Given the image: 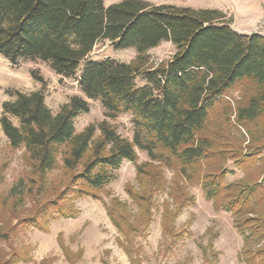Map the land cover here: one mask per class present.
Segmentation results:
<instances>
[{"label":"trees","instance_id":"16d2710c","mask_svg":"<svg viewBox=\"0 0 264 264\" xmlns=\"http://www.w3.org/2000/svg\"><path fill=\"white\" fill-rule=\"evenodd\" d=\"M105 2L0 0V56L12 63H47L56 75L74 79L83 95L72 96L55 114L45 104L42 91H15L13 100L2 103L1 130L11 148L23 149L31 184L44 186L48 175L61 171L52 186L54 198L36 201L32 214L19 224L47 233L51 221L78 215L75 201H103L102 194L114 178L112 172L125 161L136 163L138 150L149 159L136 168L141 188L125 186L138 215L132 216L126 203L117 198L105 204L107 217L122 237L118 244L127 255L131 254L126 246L129 240L149 226L152 193L166 188L161 165L176 167L177 173L169 186L178 207L171 211L165 205L161 216L164 234L177 237L172 224L185 206L180 182L196 179L215 209L234 218L233 225L244 242L239 259L244 264H264V177L253 184L236 183L231 191L222 184V173L203 170L221 157L222 150H213L208 136L216 107H224L222 115L233 114L243 127L264 116V36L234 31L219 10L154 5L144 0ZM101 41L109 42L114 50L132 48L136 56L128 63L87 60ZM162 42H169L175 53L167 61L149 63L147 53ZM138 79L143 85H137ZM240 86L241 99L233 105L227 99ZM88 100L99 101L106 118L130 114L133 140L122 138L105 121L77 133L74 121L89 111ZM259 150L264 151V144ZM252 156L230 159L246 166ZM42 186L36 198L43 196ZM23 192L30 196L32 188ZM13 228L0 226V245L10 241ZM57 242L68 264L81 259L82 250H69L62 234L57 235ZM20 260L18 254L7 259L0 255V264Z\"/></svg>","mask_w":264,"mask_h":264},{"label":"rangeland","instance_id":"374dc122","mask_svg":"<svg viewBox=\"0 0 264 264\" xmlns=\"http://www.w3.org/2000/svg\"><path fill=\"white\" fill-rule=\"evenodd\" d=\"M122 0H106L110 5ZM150 4H170L193 9L219 10L225 15L230 27L245 35L259 34L264 36V0H144ZM175 53V48L169 42H162L148 53L149 63H160L169 60ZM136 56L134 49L114 50L107 41L98 42L87 60H114L128 63ZM41 79L42 82L37 80ZM137 85H143L138 79ZM242 86L233 90L227 99L231 104L241 99ZM31 93L42 91L45 104L52 113L67 103L72 96L81 94L76 81L56 75L47 63L19 60L15 63L0 56V117L2 103L13 100V93ZM89 111L79 114L75 121V131L81 132L88 125L98 126L105 121L117 130L124 139L132 141L134 128L132 117L128 113L118 114L114 118L105 117V109L99 101L88 100ZM224 107H216L211 114L208 136L213 141V150H222L215 162L207 168L206 173H222V184L231 191L236 183L253 184L264 177V151L259 150L264 144V116L246 124L237 123L233 114L223 116ZM16 123L15 120H13ZM99 135L98 129L96 136ZM250 157L251 164L237 166L231 157ZM136 163L125 161L114 170L111 183L102 194L103 201L83 198L75 201L78 211L75 218H57L50 222L49 231L43 233L34 228L20 225L22 219L32 214L35 202H45L53 199L52 186L60 178L61 171H54L46 177L44 186L37 182L32 185L31 169L27 167L23 149H13L9 146L0 126V226L14 227L10 232L11 239L7 244L0 245L1 258L7 259L11 254L20 255L18 263L13 264H68L63 251L57 242V235L62 234L65 246L72 252L82 250L81 259L75 264H244L239 259L243 247V238L233 225L232 215L223 210L215 209L213 202L207 200L201 189L200 181H181L184 188L185 206L181 207L173 221V233L177 237L164 234L161 227V216L165 205L174 211L178 205L172 199L169 183L176 175V167H161L167 180L163 192L152 193L153 207L151 220L145 231H139L126 245L130 249L127 255L118 244L122 239L111 224L105 211L109 199L117 198L126 203L128 211L138 215L136 206L129 198L125 186L131 184L134 189H140L136 181V168L149 159L145 152L137 150ZM229 158V159H228ZM228 159V160H226ZM158 166L157 162L153 163ZM48 185V187H47ZM24 186V188H23ZM42 186V197L36 198V193ZM23 188V189H22ZM32 188L29 196L23 192ZM50 190V191H49ZM22 193V194H21ZM108 193V194H107ZM42 198V199H41ZM141 220V219H140Z\"/></svg>","mask_w":264,"mask_h":264}]
</instances>
